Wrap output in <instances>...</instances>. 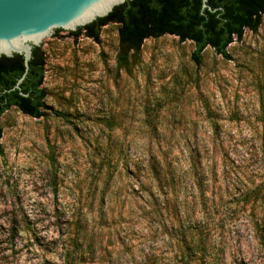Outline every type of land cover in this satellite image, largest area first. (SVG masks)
I'll return each mask as SVG.
<instances>
[{"label":"rangeland","instance_id":"rangeland-1","mask_svg":"<svg viewBox=\"0 0 264 264\" xmlns=\"http://www.w3.org/2000/svg\"><path fill=\"white\" fill-rule=\"evenodd\" d=\"M41 41L45 116L0 118V264H264V19L228 59L147 39Z\"/></svg>","mask_w":264,"mask_h":264},{"label":"trees","instance_id":"trees-1","mask_svg":"<svg viewBox=\"0 0 264 264\" xmlns=\"http://www.w3.org/2000/svg\"><path fill=\"white\" fill-rule=\"evenodd\" d=\"M209 9L202 10V0H130L113 9L106 18L78 28L71 35L98 42L100 30L108 24L118 26L117 72L130 74L139 62L140 49L147 39L174 36L180 42H191V60L198 65L206 48L228 59L227 48L242 38L243 32H255L264 19V0H207ZM45 60L40 48H33L27 75L20 85L21 96L12 90L24 73L23 59L0 58V118L11 108L34 119L45 116V93L41 89ZM264 128V118L261 119ZM2 129L0 124V141ZM264 156V137L261 144Z\"/></svg>","mask_w":264,"mask_h":264},{"label":"water","instance_id":"water-1","mask_svg":"<svg viewBox=\"0 0 264 264\" xmlns=\"http://www.w3.org/2000/svg\"><path fill=\"white\" fill-rule=\"evenodd\" d=\"M130 0H0V58L23 59L24 73L12 90L21 92L33 48L40 47L59 30L78 28L106 18L113 9ZM202 0V10L209 9Z\"/></svg>","mask_w":264,"mask_h":264}]
</instances>
